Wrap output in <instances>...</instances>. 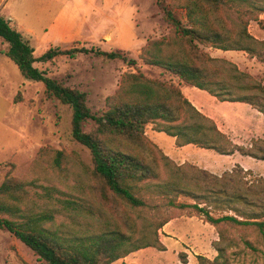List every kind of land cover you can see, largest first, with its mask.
Masks as SVG:
<instances>
[{"label":"trees","instance_id":"trees-1","mask_svg":"<svg viewBox=\"0 0 264 264\" xmlns=\"http://www.w3.org/2000/svg\"><path fill=\"white\" fill-rule=\"evenodd\" d=\"M234 3L246 4L251 9L236 32L231 18L221 13L223 7ZM176 5L185 9L186 21L173 15V4L164 9L162 18L169 26L168 35L145 42L139 55L142 62L169 71L178 83L205 90L220 101L248 103L264 115V106L255 100L256 93L264 95V84L249 83L254 79L235 63L213 57L207 51L209 48L244 51L264 61V55L253 45L264 47V40L255 39L247 30L250 20L264 28V22L258 19L264 12V3L261 0H184ZM0 38L7 44L3 54L15 63L22 76L42 83L49 95L71 109V137L88 149L92 164L87 167L78 161L88 182L77 185V195L64 198L59 196L63 191L41 185L37 178H16L9 172L4 176L0 183V229L15 234L38 258L46 264H111L143 248L165 250L159 230L175 216L161 219L143 216L139 226L130 216L136 209L144 212L148 208L151 199L140 194L147 189L153 195L167 197V204L179 209L180 215L198 216L212 225L219 236L212 242L218 256L224 251L219 241L233 244L232 230L251 229L264 239V202L258 198L264 193V186H250L245 190L237 187L231 192L223 187L226 176L239 172L250 174L249 170L236 166L217 176L189 163L178 165L146 136L145 130L154 124V130L174 137L177 146L193 144L221 154L238 151L260 159H264V142H256L251 148L234 144L212 119L183 96L178 83L144 74L136 60L122 50L54 46L36 56L29 38L2 14ZM82 53L110 60L118 58L130 68L121 74L117 89L105 97V109L98 115L88 107L84 91L65 85L34 65L58 56L74 58ZM236 89L256 93L239 94ZM88 120L95 124L89 132L84 130ZM42 153L46 154L44 149ZM52 153L51 167L60 171L67 157L60 150ZM186 166L212 177L213 187L201 188L197 179L182 174ZM162 169L168 171L165 178H161ZM257 178L258 184L264 182V177ZM38 186H42L38 195L41 201L32 193L27 198L32 190L37 192ZM197 189L205 193L199 202L195 201ZM180 195L195 200L178 202ZM210 201L215 203V209L207 207ZM211 210L219 211L220 215L214 216ZM60 215L68 223L56 224L55 219ZM214 260L197 255L196 264H214Z\"/></svg>","mask_w":264,"mask_h":264},{"label":"rangeland","instance_id":"rangeland-1","mask_svg":"<svg viewBox=\"0 0 264 264\" xmlns=\"http://www.w3.org/2000/svg\"><path fill=\"white\" fill-rule=\"evenodd\" d=\"M183 1L0 0V14L10 18L12 26L29 38L37 56L54 46H95L107 51L122 50L128 57L136 60L144 74L152 77L155 72L139 58L142 48L139 44L168 35L169 26L162 16L164 9L170 8L172 4L173 15L185 22V9L176 5ZM261 1L264 3V0ZM249 11L251 9L242 3H234L221 9V13L233 21V25L230 24L234 32L239 29L240 22L248 17ZM145 14L160 23L155 32L146 26H136L135 21H142ZM253 45L260 55H264L263 46ZM6 50L7 44L0 38V183L9 172L16 178H37V183L41 185L56 187L63 191L59 195L61 198L77 195V185L88 182L78 161H82L87 167L92 164L88 149L71 137V109L49 95L42 83L22 76L15 63L3 54ZM207 51L210 53V50ZM227 55L229 56H214L234 62L239 70L254 79L249 83L264 84V61L244 51H233ZM34 65L65 85L84 91L88 107L97 115L105 109V97L117 89L121 74L130 69L118 58L110 60L83 53L74 58L58 56L52 61H40ZM235 92L248 95L256 93L255 90L238 89ZM256 97L255 100L264 106V95L258 92ZM94 126V121L88 120L84 130L89 132ZM154 127V124L147 126V137V132ZM164 146L168 147L167 144ZM43 149L46 154H40ZM53 150H60L67 157L66 164H63L64 168L60 171L51 167ZM167 172L162 169L161 178H165ZM181 173L197 179L201 188L213 187L212 177H206L196 169L186 166ZM257 177L259 176L252 173H234L225 177L223 187L231 192L237 187L245 190L250 186H264V182L258 184ZM41 187L36 188L37 192L32 190L27 198L32 193L35 199L41 201L38 196L42 192ZM194 193L198 195L197 200L180 195L177 201H202L205 194L202 189L194 190ZM140 194L151 200L146 212L136 209L130 213L137 226L142 223L143 216L161 219L171 215L177 218L164 229L160 237L165 250L143 248L111 264H196L197 255L209 260L215 259L214 264H264V239L257 232L251 229L232 230L230 237L233 236V244L219 241L218 245L224 247V251L218 256L212 242L218 240L219 236L212 225L198 216L180 215L182 212L179 209L167 204V197L153 195L151 189L142 190ZM258 198L264 202V193ZM207 205L210 209H215V203L210 201ZM211 211L214 216L220 215L217 210ZM55 223H68V219L60 215L56 217ZM4 230L5 232H0V264H46L13 233Z\"/></svg>","mask_w":264,"mask_h":264},{"label":"crops","instance_id":"crops-1","mask_svg":"<svg viewBox=\"0 0 264 264\" xmlns=\"http://www.w3.org/2000/svg\"><path fill=\"white\" fill-rule=\"evenodd\" d=\"M8 19L10 20V18ZM258 19L264 22V12L258 15ZM135 23L136 26H146L152 32H155V28L157 30L160 27L158 21L153 17H147L146 14L142 21L136 20ZM263 29L256 21H249L247 30L255 39L264 40ZM143 44L141 42L139 47L141 48ZM209 50L213 57L221 54L229 56L227 54L237 51L216 48H209ZM148 67L155 72V75H151L152 77L176 82L174 75L169 71L156 66ZM178 84L183 96L202 114L212 119L217 128L226 134L234 144L251 148L256 142L258 144L264 142V115L256 108L240 101H220L205 90L182 82ZM147 135L162 149L165 155L178 165L189 163L217 176L239 166L245 171L249 170L252 174L264 177V159L243 155L238 151L231 154H221L212 149L200 148L193 144L177 146L174 137L152 128L147 132ZM166 144L168 145L167 148L164 146ZM175 219L170 220L163 226L162 231L159 232V239L164 233V229ZM0 232H5V230L0 229Z\"/></svg>","mask_w":264,"mask_h":264}]
</instances>
